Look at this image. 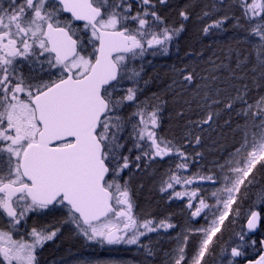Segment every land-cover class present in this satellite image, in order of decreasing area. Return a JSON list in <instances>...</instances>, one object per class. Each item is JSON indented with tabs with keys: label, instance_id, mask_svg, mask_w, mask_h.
Masks as SVG:
<instances>
[{
	"label": "snow or ice",
	"instance_id": "1",
	"mask_svg": "<svg viewBox=\"0 0 264 264\" xmlns=\"http://www.w3.org/2000/svg\"><path fill=\"white\" fill-rule=\"evenodd\" d=\"M167 3L0 0V215L7 221V230L0 228V264H39L38 249L56 238L60 226L20 230L30 215L57 207L66 210L61 225H73L75 233L86 241L136 245L153 255L142 238L177 225L170 217L141 219L134 213L133 193L127 181L120 183L121 174L132 163L123 153L128 140L132 142L129 153L133 149L138 153L134 157L137 169L142 159L145 166L157 158L174 156L178 160L160 189L172 190L170 199H186L188 210V222L176 236L171 264H185L186 260L187 264H204L205 257L214 254L225 222L230 216L239 217L240 209L234 205L242 188L254 183L252 174L257 165L264 162V97L249 103L245 86L224 105L231 110L235 102L241 103L237 115L244 122L237 126L239 146L219 166V176L198 171L185 174L195 158L182 146L158 136L161 104L137 101L142 61L149 54L166 55L174 38L184 30L183 24L165 25L157 8ZM217 3L223 5L224 0ZM236 6L240 17L226 14L202 31L207 35L211 29H222L229 19L241 26L243 19L249 25L247 34L255 41L252 55L264 70V0H236ZM210 14L205 11L203 16ZM179 16L183 21L189 19L187 10ZM75 22L83 24L74 27ZM212 63L213 70L224 66ZM25 66L47 72L48 79L25 74ZM193 79V74L186 72L181 84L190 85ZM129 103L135 111L122 116ZM218 103L204 93L202 106L211 109ZM218 115L209 110L202 119L190 123L203 131L205 125L212 127ZM186 136L192 137L189 143H200L194 131ZM199 156L196 153V158ZM218 182L207 198L200 194V185L216 186ZM261 199L264 202V196ZM261 219L260 211L247 212L237 243L221 249L224 264H237L257 243V256L246 264H264V239L257 242L250 236ZM198 220L203 223L193 226ZM14 233L19 238H14ZM192 237L198 240L188 258L186 249Z\"/></svg>",
	"mask_w": 264,
	"mask_h": 264
},
{
	"label": "trees",
	"instance_id": "2",
	"mask_svg": "<svg viewBox=\"0 0 264 264\" xmlns=\"http://www.w3.org/2000/svg\"><path fill=\"white\" fill-rule=\"evenodd\" d=\"M235 3L236 0H224L223 5L218 4L217 0H168L166 5H159L157 11L163 17L165 25L183 24L184 30L177 36V41L166 55L149 54L142 61L143 79L140 91L137 93V101H144L150 105L161 104L157 134L173 141L177 146H182L189 156L195 158V162L185 173L187 175L197 171L201 174L220 175L219 166L224 164L239 146L241 132L237 126L244 122L237 115L242 108L241 103L235 102L231 110L226 109L224 105L238 92H243L245 86L246 99L249 103H255L258 98L264 97V70L258 67L252 55L255 43L246 32L249 27L246 21L241 19V26H237L234 19H229L222 29H211L207 35L202 31L207 24L226 14L240 17L241 11ZM182 10H187L189 13L187 21H183L179 16ZM205 11L211 14L203 16ZM213 61L215 65L223 63L224 66L213 70ZM186 72H191L194 77L190 85L181 84ZM174 81L176 83H173ZM205 85L208 87L205 88ZM206 91L211 99L220 101L218 104H213L211 109L202 106V97ZM209 110L219 113L218 117H214L215 123L211 128L205 125L204 130L201 131L194 123H190L202 119ZM133 111L135 107L129 103L124 106L121 115L127 117ZM189 131H194L200 136L199 144H195L194 141L188 142L192 139L186 136ZM131 147L132 142L128 140L123 153L129 156L132 163L130 168L124 171L123 177L133 193L137 214L142 218L170 217L177 225L176 230L181 233L182 227L188 222L186 201L170 199L169 192L172 190L169 192L160 190L168 174L178 163L177 158L174 156L162 160L157 158L147 166L142 159L140 168L137 169L134 157L138 153L135 149L129 153L128 149ZM196 153H200L198 158ZM252 175L255 177L254 183L242 188L238 204L234 205V209L236 207L240 209L239 217L233 219L231 216L225 222L222 233L218 234L214 250L216 253L227 248L229 232L241 226L240 222L247 212L263 203L261 197L264 196V162L257 165ZM212 186L203 184L199 187L204 193ZM176 190L179 191L181 188L176 186ZM65 218L66 211L60 210L51 220L43 221L36 226L38 228L60 226L56 238L44 245L39 252V264L115 263L109 249L102 250L99 247L86 245L70 231L68 224L61 225ZM197 240V237L191 238L187 249L188 258L195 252ZM162 250L151 255L154 260L144 259L142 264H163L160 254ZM129 255L116 261V264L135 263L133 256Z\"/></svg>",
	"mask_w": 264,
	"mask_h": 264
},
{
	"label": "flooded vegetation",
	"instance_id": "3",
	"mask_svg": "<svg viewBox=\"0 0 264 264\" xmlns=\"http://www.w3.org/2000/svg\"><path fill=\"white\" fill-rule=\"evenodd\" d=\"M5 6H7V5H5ZM64 15L68 19L71 18L70 16H68L66 14H64ZM73 26L77 27V26H82V25L74 23ZM23 70H24L25 74H30L35 79H48V73L47 72H41L39 69L31 70L27 66H25ZM205 185H211V184L205 183ZM210 191L211 190L208 189V191L206 192L207 195ZM204 193H201V195L205 197ZM185 201H186V199H185ZM209 201H211V200H209ZM60 210H65V209H63L61 207H57V208L51 209L47 212L35 213V214L30 215L28 220H27L26 226L20 230L21 233H24L27 230H30V228L33 226L36 227L38 224H41L43 221L47 222L49 219L51 220L52 217H55L57 212ZM253 210L260 211L262 219H261V223H260L259 228L254 233H251L250 236H251V239H255L257 242H259L261 239H264V202L261 205H259L258 207L254 208ZM230 217H229V219H230ZM246 219H247V214L245 215L244 219L240 222L241 226H239L237 229H235V230L233 229V231L229 232L228 239H227V243L229 242L228 243L229 245L227 246L226 249H230L232 246H234L237 243V233H239L245 227ZM202 223H203V220H198L196 223L193 224V226L199 227V225ZM0 228H4L5 230H7V221H6L5 217L2 215H0ZM174 229H176V228H174ZM13 235H14V238H19L18 233H14ZM25 238H27V237H25ZM197 239H198V237H197ZM215 247H216V245H215ZM215 247L213 249L214 254L206 256L204 264H224V260L222 258V253L220 251L218 253H216V251H214ZM258 248H259V243H257L255 249L249 248L245 254V257L239 258L237 264H246L247 260L253 259L254 257H256L258 254L256 249H258ZM40 251H41V249H38L37 256H38Z\"/></svg>",
	"mask_w": 264,
	"mask_h": 264
},
{
	"label": "rangeland",
	"instance_id": "4",
	"mask_svg": "<svg viewBox=\"0 0 264 264\" xmlns=\"http://www.w3.org/2000/svg\"><path fill=\"white\" fill-rule=\"evenodd\" d=\"M251 38H252V41H254V38L253 37H251ZM176 41H177V37H175L174 40L172 41L171 45L169 46L168 52L172 49V47ZM254 43H255V41H254ZM157 55H164V54H157ZM123 174H124V172L121 174V178H120L121 184H124V182H125ZM122 178H123V181H122ZM127 186L129 187L128 183H127ZM218 186H219V182L216 186H213L210 190L212 191L214 189V187H218ZM177 187H180V186L177 185ZM192 187H195V186L193 185ZM129 189H130V187H129ZM206 192L204 193L205 198L208 196ZM201 193H203V192L200 190V194ZM211 202L212 201H209V203H211ZM134 213L139 218H142L140 215L137 214L138 212L136 211L135 208H134ZM146 218H148V217H146ZM68 227L70 228V231H72V233L79 240L83 241V243H85L86 245L99 247V248H102V250L109 249V252L111 253V255L114 256V259H113L115 262L114 264H116V261L123 259L124 256H127L129 254H130L129 256H133V258L135 259V263L132 262L131 264H138V263L142 264V262L145 261L144 259L154 260L151 255L147 254V252L144 248H140L136 245H123V244H121V245H100V244L95 243V242H88L75 233L73 225L68 224ZM177 233H179V232L176 229H170L167 232L161 230L158 233H150L148 236L142 238V243L147 244L151 248L153 254L158 252L160 249H163L162 250L163 252L160 253V254H162L161 255L162 256V258H161L162 263L163 264L164 263L165 264H171V255H172L173 249L176 247V244H177V240H176ZM190 241H191V238L189 240V243H190ZM189 243H188V246H189ZM188 246H187V249H188ZM157 249H159V250H157ZM187 249H186V252H187ZM131 259H132V257H131ZM148 263H150V261H148Z\"/></svg>",
	"mask_w": 264,
	"mask_h": 264
},
{
	"label": "water",
	"instance_id": "5",
	"mask_svg": "<svg viewBox=\"0 0 264 264\" xmlns=\"http://www.w3.org/2000/svg\"><path fill=\"white\" fill-rule=\"evenodd\" d=\"M66 15L70 16V14H67V13H66ZM70 17H71V16H70ZM75 23L80 24V25L83 24V22H75Z\"/></svg>",
	"mask_w": 264,
	"mask_h": 264
}]
</instances>
